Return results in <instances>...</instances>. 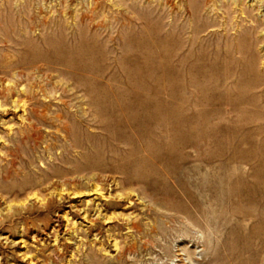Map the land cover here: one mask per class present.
Instances as JSON below:
<instances>
[{
	"label": "rangeland",
	"instance_id": "1",
	"mask_svg": "<svg viewBox=\"0 0 264 264\" xmlns=\"http://www.w3.org/2000/svg\"><path fill=\"white\" fill-rule=\"evenodd\" d=\"M249 11L264 0H0V264H264ZM252 24L247 68L224 34Z\"/></svg>",
	"mask_w": 264,
	"mask_h": 264
},
{
	"label": "bare ground",
	"instance_id": "2",
	"mask_svg": "<svg viewBox=\"0 0 264 264\" xmlns=\"http://www.w3.org/2000/svg\"><path fill=\"white\" fill-rule=\"evenodd\" d=\"M248 15L255 18V15L252 14L250 11L248 12ZM257 19H256L258 21L257 24H263L264 23V19L258 18V17H257ZM227 25H228V27H230L231 24L227 23ZM255 27H256L255 24H252L249 26L242 25L241 28L237 27V29L234 33H231V31L225 32L224 35L227 37L226 38L227 39V46H226V50H225L226 56H228L229 58L236 59L234 52L240 51L242 54H244L243 55L244 59L245 58H251L250 56L252 54L250 53V49H249V43H250L249 32L251 33L253 31V29H255ZM238 32H239V34H238ZM257 37L261 38V34L257 33ZM215 47L219 48L220 45L217 44V45H215ZM221 48H222V46H221ZM231 49H232V51H231ZM246 66H247V68H253L251 61L248 59H245V61H244V67H246ZM239 264H241V262H239Z\"/></svg>",
	"mask_w": 264,
	"mask_h": 264
}]
</instances>
